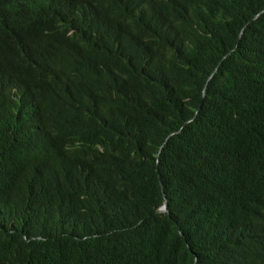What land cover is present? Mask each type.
Masks as SVG:
<instances>
[{"label": "trees", "instance_id": "16d2710c", "mask_svg": "<svg viewBox=\"0 0 264 264\" xmlns=\"http://www.w3.org/2000/svg\"><path fill=\"white\" fill-rule=\"evenodd\" d=\"M263 9L0 1V264H264Z\"/></svg>", "mask_w": 264, "mask_h": 264}, {"label": "clouds", "instance_id": "9594fccd", "mask_svg": "<svg viewBox=\"0 0 264 264\" xmlns=\"http://www.w3.org/2000/svg\"><path fill=\"white\" fill-rule=\"evenodd\" d=\"M84 9L86 14L82 12L80 7L75 11L79 18V25H73L71 28H69V33H67V37L71 39L74 48L75 41L83 43L86 47H90L91 45L95 44L98 39V33L90 27L91 24L89 21L88 10L85 5Z\"/></svg>", "mask_w": 264, "mask_h": 264}, {"label": "water", "instance_id": "95a60500", "mask_svg": "<svg viewBox=\"0 0 264 264\" xmlns=\"http://www.w3.org/2000/svg\"><path fill=\"white\" fill-rule=\"evenodd\" d=\"M263 12H264V9H263L259 14L255 15V16L250 20V22L253 21V20H255V19H256L260 14H262ZM250 22L246 23L245 26L243 27V29H242V31H241V33H240V35H239L240 38H241V36H242V34H243V30H244V28H245ZM240 38H239V40H240ZM232 51H233V49L230 50L229 53H231ZM206 87H207V85H206ZM206 87H205V89H204V91H203L202 101H201V103L199 104L198 109H197V111L195 112L194 116L191 118V120H193V119L199 114L200 110H201L202 107H203V102H204V99H205V96H206ZM187 123H188V121L186 122V124H187ZM168 139H169V138H168ZM168 139H167V141H168ZM163 147H164V145L161 146V148H160V150H159V153H158V155H157V163H158V166L160 165L159 158H160V153H161ZM157 212H158V213H168V212H169V206H168L167 200H165L164 205H163L161 208H159Z\"/></svg>", "mask_w": 264, "mask_h": 264}, {"label": "bare ground", "instance_id": "6f19581e", "mask_svg": "<svg viewBox=\"0 0 264 264\" xmlns=\"http://www.w3.org/2000/svg\"><path fill=\"white\" fill-rule=\"evenodd\" d=\"M70 20L73 23V25H75V26L79 25L78 15L75 12H73L72 10H70Z\"/></svg>", "mask_w": 264, "mask_h": 264}]
</instances>
